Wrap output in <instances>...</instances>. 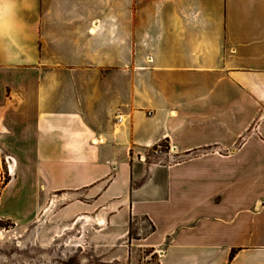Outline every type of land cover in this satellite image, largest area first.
<instances>
[{
    "label": "crops",
    "instance_id": "1",
    "mask_svg": "<svg viewBox=\"0 0 264 264\" xmlns=\"http://www.w3.org/2000/svg\"><path fill=\"white\" fill-rule=\"evenodd\" d=\"M0 146L129 264H264V0H0Z\"/></svg>",
    "mask_w": 264,
    "mask_h": 264
},
{
    "label": "rangeland",
    "instance_id": "2",
    "mask_svg": "<svg viewBox=\"0 0 264 264\" xmlns=\"http://www.w3.org/2000/svg\"><path fill=\"white\" fill-rule=\"evenodd\" d=\"M2 148L0 264H129L123 259L127 250L108 247L109 233L94 234L88 222L77 227L75 222L68 221L59 197L51 196L34 206L27 199H15L29 191L28 180L23 178L20 165L16 168L14 159L16 155L24 159L26 154H12ZM155 151L162 153L167 148L161 144L151 149L149 155ZM148 257V250L139 249L133 264H159L157 256ZM112 258H118V263H111Z\"/></svg>",
    "mask_w": 264,
    "mask_h": 264
},
{
    "label": "bare ground",
    "instance_id": "3",
    "mask_svg": "<svg viewBox=\"0 0 264 264\" xmlns=\"http://www.w3.org/2000/svg\"><path fill=\"white\" fill-rule=\"evenodd\" d=\"M8 160H9V159H8ZM13 168H14V166L12 165V166H11V170H12Z\"/></svg>",
    "mask_w": 264,
    "mask_h": 264
},
{
    "label": "built area",
    "instance_id": "4",
    "mask_svg": "<svg viewBox=\"0 0 264 264\" xmlns=\"http://www.w3.org/2000/svg\"><path fill=\"white\" fill-rule=\"evenodd\" d=\"M122 120V118H118V121H121Z\"/></svg>",
    "mask_w": 264,
    "mask_h": 264
}]
</instances>
